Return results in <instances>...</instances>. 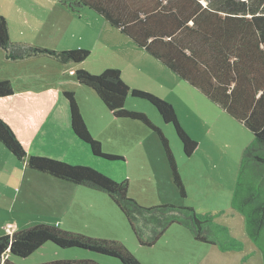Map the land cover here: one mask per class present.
<instances>
[{"label": "rangeland", "instance_id": "374dc122", "mask_svg": "<svg viewBox=\"0 0 264 264\" xmlns=\"http://www.w3.org/2000/svg\"><path fill=\"white\" fill-rule=\"evenodd\" d=\"M0 9L9 22L13 43L59 51L74 47L91 50L88 59L65 63L47 54L12 60L0 47V80H11L15 89L12 95L0 96V115L14 127L28 153L70 160L61 151L70 134L65 132L61 117L50 115L48 108L52 103L44 99L43 92L47 90L53 98L56 93L62 97L63 90L74 91L83 107L94 109L90 111L94 117L90 129L102 140L104 149L126 157L107 160L91 154L100 162L99 169L119 180L127 178L129 194L142 205L174 202L194 205L203 212H223L216 220L229 226L233 235L245 242V248L222 251L196 239L188 227L180 224L171 225L155 244L143 245L107 192L32 168L28 160L17 158L1 139L0 223H8L9 229V224L18 222L24 228L39 222L53 223L55 220L50 218L59 215L60 227L91 236H99L94 225L112 224L113 232L103 231L117 236L99 237L124 241L144 264H262L261 251L246 233L244 216L232 207L243 152L254 137L243 122L172 69L160 68L156 64L160 63L158 59L89 7H83L80 13L64 6L61 0H0ZM114 66L120 67L132 87L150 89L169 100L183 127L198 141L195 151L186 154L175 125L166 122L153 103L132 94L127 97L126 107L145 111L168 136L188 190L187 197L181 195L173 179L158 132L138 119L115 116L92 87L76 79L75 71L79 68L100 73ZM83 144L89 148L86 142ZM77 189L89 193L81 196ZM75 193L78 204L73 212L79 221L65 212ZM10 254L16 264H38L59 258H92L102 264H124L116 256L83 247H61L52 241L28 257Z\"/></svg>", "mask_w": 264, "mask_h": 264}, {"label": "trees", "instance_id": "16d2710c", "mask_svg": "<svg viewBox=\"0 0 264 264\" xmlns=\"http://www.w3.org/2000/svg\"><path fill=\"white\" fill-rule=\"evenodd\" d=\"M106 1L109 5L116 6L119 3H126L127 0ZM128 1L135 2L134 7L137 9H146V18L134 22L117 20L107 12L101 0H63L76 12H80L81 7L90 5L104 14L113 25L135 38L137 43L146 47L149 52L166 57L165 53H160L153 43L141 38V34L145 36L151 33L147 25L148 17H151L148 11L152 8L149 1ZM199 6L200 9L196 7L191 10L190 15H185L183 18L188 20L183 21L175 11H172L173 13H168L165 9L157 11L158 13L153 15L154 23H159L158 27L162 30L153 34L154 41L172 44L173 46L168 45L171 48L166 51L169 58L165 60L171 69L243 122L254 134L252 141L243 152L234 187L232 207L244 216L246 233L261 251L262 264H264V5H255L248 11L246 0H226L223 3L219 1L218 7L223 8L220 12H213L208 2H200ZM210 24L215 32L208 31ZM138 29L141 34L138 33ZM220 32H223L221 37H219ZM165 33L169 34L166 39L163 38ZM182 40L185 41L186 46L180 45ZM0 47L5 50L6 57L12 60H25L47 54L66 63L81 62L91 55V50L87 47L59 51L38 45L13 43L9 22L1 9ZM207 47L217 51L211 54L212 56L209 57L211 60L204 58L203 63L192 62L197 56L196 50L204 51ZM173 48L178 52L173 53ZM255 48L258 51L253 53ZM75 75L77 81L92 87L97 92L115 116L138 119L158 132L172 169L173 179L181 195L187 197L186 184L163 128L145 111L126 107L125 103L129 94L153 103L164 120L175 125L183 141L185 153L191 155L198 147V141L183 127L175 106L150 89L129 85L119 67H106L100 73L79 68L75 71ZM14 92L11 80H0V96L12 95ZM62 93L69 103L72 129L89 145L92 154L107 160L125 159L123 154L104 149L102 140L90 129L76 93L71 90H63ZM0 139L17 158L28 160L32 168L107 192L124 212L138 241L143 245L155 244L171 225L180 224L188 227L196 239L213 244L222 251H241L245 248V242L233 235L229 226L216 220L223 212H203L194 205L174 202L142 205L129 194L130 183L127 178L116 179L91 164L77 163L41 153H28L14 127L1 115ZM48 241L61 247H83L116 256L124 264H144L120 239L91 236L48 222L35 223L16 229L12 234L0 235V264H16L11 258L4 257L7 251L28 257ZM38 264L102 263L92 258H59Z\"/></svg>", "mask_w": 264, "mask_h": 264}, {"label": "crops", "instance_id": "0c3cea01", "mask_svg": "<svg viewBox=\"0 0 264 264\" xmlns=\"http://www.w3.org/2000/svg\"><path fill=\"white\" fill-rule=\"evenodd\" d=\"M102 1V4L105 5L106 7V10L107 12H110V14H112V16L117 19V20H123V21H129V22H134V21H137L139 20L140 18H146V9H137L134 7L135 5V2H131V1H125L126 3L124 4H118V5H114V6H111L107 3L106 0H101ZM149 1V4L151 5V9H149V13H151V17H148V28L151 30V33L148 35V33L144 36L142 35L140 32H139V29H138V33L141 34V38L143 40L147 39L149 40L151 43H153V45L156 47V49L160 52V53H165V56L166 57H160V56H157L151 52H149L146 47L144 46H141L137 43V41L135 40V38H133L132 36H130L129 34L127 33H124L119 27L113 25L109 20L108 18L105 17L104 14H102L101 12L97 11L96 9L92 8L90 5H85L83 7H89L90 9H93L94 11H96L97 13H99L100 15H102V17L108 22L110 23L112 26L114 27H117L121 33L127 35L128 37H130V39L137 45L139 46L142 50H145L147 52H149L151 55H153L156 59H158V61H160V63L156 62V64L159 65L160 68H170L171 67L167 64V62L165 61L167 58H169L168 54H166V51H168L171 47L168 46V45H172V44H163V42H156L154 41V35L153 34H156L159 32V30H162V29H159L158 27V24H155L154 23V18H153V15H155L156 13H158L157 11H161L163 9H165L168 13H173L172 11H175L178 13V17L183 21L184 19L185 20H188L187 18H183L185 15H190L189 13H191V10H193L194 8L199 7L200 9V6H199V3L203 1L205 3H209V6H211V10L214 11H217V12H220V10L222 9L223 11V8H220L218 7V4H219V1H222L225 2L226 0H199L200 2H198L197 0H148ZM248 2V11L251 10V8H254L255 5H260V6H263L264 5V0H246ZM61 2L63 3L64 6L68 7L69 6L67 4H65L63 2V0H61ZM212 4V5H211ZM125 5V7H124ZM81 7L80 10L83 8ZM137 7V6H136ZM238 11V10H237ZM236 11V12H237ZM81 13V11H80ZM208 14V12H205ZM165 15H171V14H165ZM175 15V14H174ZM171 18V16H168ZM187 17V16H186ZM189 20H190V17H189ZM221 21L223 22V20L221 19ZM146 28V30H148L149 32V29ZM208 31L209 32H215V30L212 29L211 27V24L208 28ZM216 32H219V30H216ZM221 37L223 35V32H220L219 33ZM169 34L168 33H165L164 34V37L163 38H167ZM161 36V35H160ZM217 36V34H216ZM181 38L183 39V36H181ZM164 39V40H165ZM260 43V46H261V41H259ZM180 45H185L186 46V43L184 40H182L180 42ZM173 46V45H172ZM256 51H258V49L255 48V50L253 51V53H256ZM178 52L176 48H173V53H176ZM215 52V49H210L209 47H207L204 51L201 50H196V54L197 56H195L193 58V61L192 62H195V63H203L204 62V58H207V60H211L209 57L212 56L211 54H214ZM230 56V55H229ZM154 62V60H153ZM114 67H118V66H114ZM120 68V67H119ZM165 68V69H166ZM173 71V70H172ZM175 72V71H174ZM177 74V73H176ZM178 75V74H177ZM182 78V77H181ZM188 82V81H187ZM192 85V84H191ZM63 92V91H62ZM61 92V94L63 95V93ZM33 95L35 94L34 92L32 93ZM60 94L56 93L55 96L52 98L51 95H49L48 91L45 90L43 92V96H44V99L47 100L49 103H52V106L50 108H48L49 112H50V115L52 117H55V116H59L62 118L63 120V125H64V129H65V132L66 133H69V137H68V142H67V145L65 146H62L61 148V151L64 152L65 156H69L67 157L68 159H70L71 161L73 162H77V163H86V164H91L95 167L98 168L99 166V163L100 162H97V160L94 159V155L92 154L90 148H87L84 144H83V140H81L76 134L75 132L73 131L72 129V126H71V113H70V107H69V103L68 101L66 100V98L64 97L62 99L61 96H59ZM81 105V108H82V111H83V114L86 118V121L87 123L89 124V126L91 127L90 125V120H93V115L92 113H90V111L94 110V109H91L90 111L83 107V105L80 103ZM98 106H100V104H98ZM87 114H90L89 115V118L87 116ZM98 118V117H97ZM92 128V127H91ZM23 141V140H22ZM83 141V142H82ZM42 154V153H41ZM93 156H92V155ZM80 192L81 193V196L85 193H89L88 191L86 190H83V189H77V193ZM77 193H75L74 195H72V199L70 201V203L65 206V212H70L71 215L73 216V219H77V221L81 220L78 218L77 215L74 214L73 212V207L75 204H78V202L76 203L75 201V197L77 195ZM79 203H85L83 201H79ZM84 207V205H82ZM93 207H88V209H91ZM85 209V208H84ZM94 209V208H93ZM64 212V213H65ZM61 216L59 215H55V219H52L50 218L51 220H55V221H51L53 223H61ZM45 220V219H44ZM97 220V217L95 216V221ZM7 224L8 223H4V222H1L0 223V235H4V234H11L13 233L16 229H20L21 227L19 226V223L16 222V223H11L13 224L11 228H7ZM113 226L111 224V226L109 227H105V226H93V228H95L98 232L95 233L99 236H117L115 235L116 233H105V229H108L110 230V232H113ZM23 228V227H22ZM119 237V236H118ZM115 238V237H114ZM4 257H9L12 259L11 257V254L9 251H7L5 254H4ZM13 261H15L14 259H12ZM32 263V262H31ZM27 264H30V263H27Z\"/></svg>", "mask_w": 264, "mask_h": 264}, {"label": "built area", "instance_id": "2783aa9c", "mask_svg": "<svg viewBox=\"0 0 264 264\" xmlns=\"http://www.w3.org/2000/svg\"><path fill=\"white\" fill-rule=\"evenodd\" d=\"M11 227H12V224H11V225L9 224V228H11ZM11 234H12V233H11Z\"/></svg>", "mask_w": 264, "mask_h": 264}]
</instances>
